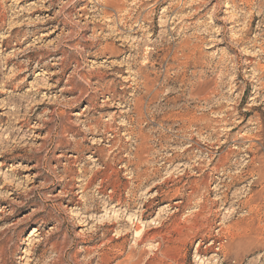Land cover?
I'll return each mask as SVG.
<instances>
[{"label": "rangeland", "instance_id": "rangeland-1", "mask_svg": "<svg viewBox=\"0 0 264 264\" xmlns=\"http://www.w3.org/2000/svg\"><path fill=\"white\" fill-rule=\"evenodd\" d=\"M0 264H264V0H0Z\"/></svg>", "mask_w": 264, "mask_h": 264}, {"label": "bare ground", "instance_id": "bare-ground-1", "mask_svg": "<svg viewBox=\"0 0 264 264\" xmlns=\"http://www.w3.org/2000/svg\"><path fill=\"white\" fill-rule=\"evenodd\" d=\"M118 6H119V4H118ZM152 20V19H151ZM154 22V21H153ZM120 50V49H119Z\"/></svg>", "mask_w": 264, "mask_h": 264}]
</instances>
